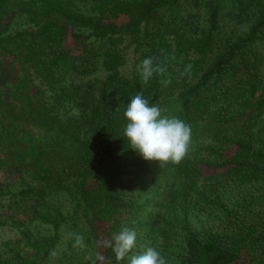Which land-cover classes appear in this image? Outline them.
I'll return each instance as SVG.
<instances>
[{
    "label": "trees",
    "instance_id": "obj_1",
    "mask_svg": "<svg viewBox=\"0 0 264 264\" xmlns=\"http://www.w3.org/2000/svg\"><path fill=\"white\" fill-rule=\"evenodd\" d=\"M74 1L0 0V70L7 62L18 73L0 83V226L10 221L24 242L9 256L1 244L0 264L44 262L64 220L48 205L59 193L83 212L92 264H130L97 247L124 228L167 264H264V124L255 131L264 115V0H84L88 15ZM18 18L28 27L9 32ZM240 19L243 32L227 36ZM124 37L136 55L130 76L120 70ZM147 57L167 72L145 85L137 66ZM141 90L211 142L199 160L156 174L157 209L133 223L138 190L119 177L141 158L123 138L124 111ZM36 220L53 235L33 236L27 225Z\"/></svg>",
    "mask_w": 264,
    "mask_h": 264
},
{
    "label": "rangeland",
    "instance_id": "obj_2",
    "mask_svg": "<svg viewBox=\"0 0 264 264\" xmlns=\"http://www.w3.org/2000/svg\"><path fill=\"white\" fill-rule=\"evenodd\" d=\"M73 9L77 12H80L84 15L91 14L90 5L87 1L84 0H76L74 1ZM117 22H124L126 19L123 16H120ZM241 22V23H240ZM240 22L237 24H232L230 27V31H228L227 36L232 35L233 37L242 33L243 19H240ZM28 26L24 23L23 18H18L13 25L11 26L10 31H18L27 28ZM259 44H257L260 55L263 58V65L261 66V73L264 75V40H261ZM121 53L124 55L125 62L123 66L120 68L121 72L125 76H130L133 69V62L135 61L134 57L136 56L133 52V45L130 44V39L128 37H124L121 39L117 46ZM5 61H7L5 59ZM4 66L0 70V83H12L18 79V73L15 66L9 67L8 63L5 62ZM98 76L100 75L97 74ZM103 75V73H101ZM264 82V76H263ZM233 112L241 110L239 103L234 105ZM166 111L165 106L161 107ZM67 115H72V112H68ZM264 124V115L258 120L255 131H258ZM234 132L232 131L231 134ZM211 137L208 139H202L200 136H191V146L190 150L185 156L184 159L188 160H199L201 156L200 148L203 145H207L211 142ZM172 164V162L163 163L161 166L159 162H148L145 161L142 157L133 163L125 173H123L119 177V181L122 185L129 184L130 186H135L137 201L141 207V209L136 212L135 220L133 223L145 221L148 218V213L153 212L157 209V203L161 200V193L164 191V184L158 186L155 182L156 174L162 169ZM10 189H13L17 186L16 183H12L9 185ZM2 199L3 204H7V196ZM48 205L50 207L59 208L64 216V220L61 223V227L59 229L58 238L54 248L51 250L50 254L47 258H45L42 264H92L94 261V253L89 241V234L87 232L86 223L83 221V212L81 208L77 207L76 201L69 197L64 193H59L53 195L48 200ZM43 208V214L49 215L52 214V211H48L45 207L38 208L39 210ZM156 208V209H155ZM10 221H7L6 224L0 226V245L3 243H8V246H1V250L4 253V256H9L8 252L9 247H20L24 246V242L22 236L18 233V230L12 226H10ZM28 230L31 232L33 236L39 237L40 234H44L46 236H52V230L50 224H41L38 220L33 221L27 225ZM72 231L81 233L85 237V243L87 244L86 250H79L72 247L71 241L65 240V233ZM145 233L149 234L148 231ZM20 241V242H19ZM19 244V246H15ZM151 247L147 242H142L140 244H136L134 248L136 251L146 249ZM152 247H156L152 245ZM159 250V248H158Z\"/></svg>",
    "mask_w": 264,
    "mask_h": 264
},
{
    "label": "clouds",
    "instance_id": "obj_3",
    "mask_svg": "<svg viewBox=\"0 0 264 264\" xmlns=\"http://www.w3.org/2000/svg\"><path fill=\"white\" fill-rule=\"evenodd\" d=\"M192 65L188 64L183 74H190ZM141 82L148 84L154 75L163 77L167 68L156 63L153 57H147L137 66ZM167 86L170 80H161ZM123 138L128 147L138 153L145 161L179 164L187 155L191 146V127L180 118L165 114V110L158 104H149L143 91L137 92L127 104L124 111ZM136 232L128 228L122 229L111 239L97 242V247H110L117 262L125 258L130 264H167V260L156 247H148L140 254L129 253L136 247ZM65 240L72 242V247L86 250L85 237L81 233L69 231L65 233Z\"/></svg>",
    "mask_w": 264,
    "mask_h": 264
}]
</instances>
